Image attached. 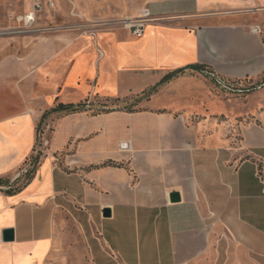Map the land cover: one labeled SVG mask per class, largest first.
<instances>
[{
    "label": "crops",
    "instance_id": "crops-1",
    "mask_svg": "<svg viewBox=\"0 0 264 264\" xmlns=\"http://www.w3.org/2000/svg\"><path fill=\"white\" fill-rule=\"evenodd\" d=\"M144 9L140 34H85L39 14L26 26L33 1L0 0V178L26 171L41 139L24 185L1 186L0 264H71L72 241L92 264H216L221 249L264 264V0ZM209 72L259 90L217 102ZM81 103L38 138L52 108Z\"/></svg>",
    "mask_w": 264,
    "mask_h": 264
},
{
    "label": "rangeland",
    "instance_id": "rangeland-1",
    "mask_svg": "<svg viewBox=\"0 0 264 264\" xmlns=\"http://www.w3.org/2000/svg\"><path fill=\"white\" fill-rule=\"evenodd\" d=\"M154 0H55L54 7L45 5L38 13L46 25H51L53 28H68L77 32L93 34L96 31L112 29L116 26H123L127 20L137 18V15L142 12V9ZM25 14V13H24ZM38 19V18H37ZM258 81L263 82L264 78ZM215 83L210 85V91L207 93L210 98L217 102H225L227 104H237L245 100L247 94L259 90V87L251 80L234 81L227 80L226 83L232 87V90L222 88ZM206 93L194 91L190 95V99L200 101V104L207 101ZM137 99L125 100H108L107 105L122 106V107H138L142 105L136 101ZM47 119V117H46ZM44 124V123H43ZM42 124V127L45 125ZM41 139L35 155L41 151ZM41 157V156H40ZM33 158L31 165H28L18 178H8L9 189L16 191L21 188L31 175V170L34 168ZM71 264H92L88 256L85 254L86 247L84 241H72ZM227 253L221 249L216 264L228 263Z\"/></svg>",
    "mask_w": 264,
    "mask_h": 264
},
{
    "label": "built area",
    "instance_id": "built-area-1",
    "mask_svg": "<svg viewBox=\"0 0 264 264\" xmlns=\"http://www.w3.org/2000/svg\"><path fill=\"white\" fill-rule=\"evenodd\" d=\"M33 1V10L29 13H26L24 16H21L19 19L22 21L26 26H31L37 19V13L45 6L49 5L54 7L55 0H32ZM152 19V16L149 10L144 9L141 15L137 18H132L127 20L126 26H128L134 33L140 34L143 31L145 22ZM252 31H261L259 26L252 27ZM1 33V31H0ZM211 76H213L214 80L220 85L222 88L227 90H232V87L228 85L227 80L223 79L212 72H209Z\"/></svg>",
    "mask_w": 264,
    "mask_h": 264
},
{
    "label": "trees",
    "instance_id": "trees-1",
    "mask_svg": "<svg viewBox=\"0 0 264 264\" xmlns=\"http://www.w3.org/2000/svg\"><path fill=\"white\" fill-rule=\"evenodd\" d=\"M178 72H181V71H178ZM83 106H85V103H81L79 105H74V104H58L56 107L52 108L48 113H46L42 117V119H41V121H40V123L38 125V130H37V132H38V138H40V136H41V133L43 131L42 124H43L45 118L48 116V114L53 113V112H60V113L76 112V111L80 110L81 108H83ZM37 145H38V143H37ZM35 151H36V148H35ZM40 156H41V151H38L37 155H33L32 156V158L34 159L33 160V163L34 164H36L38 162ZM7 183H8V178H3V177L0 178V191L2 190L1 189V186H3L4 184H7ZM6 192L7 193H11L13 191L9 189Z\"/></svg>",
    "mask_w": 264,
    "mask_h": 264
},
{
    "label": "water",
    "instance_id": "water-1",
    "mask_svg": "<svg viewBox=\"0 0 264 264\" xmlns=\"http://www.w3.org/2000/svg\"><path fill=\"white\" fill-rule=\"evenodd\" d=\"M172 198L174 201H177L179 199V195L177 193H174L172 195ZM105 213L106 214H109V211L108 210H105ZM15 237V234H14V230L13 229H5L3 231V239L5 241H12Z\"/></svg>",
    "mask_w": 264,
    "mask_h": 264
}]
</instances>
